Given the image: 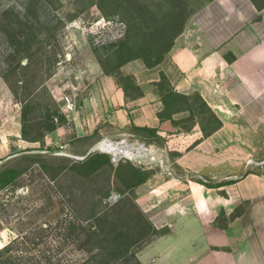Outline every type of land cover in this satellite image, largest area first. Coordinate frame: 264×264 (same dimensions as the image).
Listing matches in <instances>:
<instances>
[{
  "label": "rangeland",
  "instance_id": "374dc122",
  "mask_svg": "<svg viewBox=\"0 0 264 264\" xmlns=\"http://www.w3.org/2000/svg\"><path fill=\"white\" fill-rule=\"evenodd\" d=\"M214 6L215 0H0V133L22 131L23 106L32 139L43 138L50 114L65 115L61 126L72 127L73 114L86 109L85 99L104 75L125 86L131 97L142 94L140 84L151 78L160 79V91L171 90L176 69L169 53L176 38L191 19ZM195 97L171 95L165 112L199 104ZM199 110L210 119L208 111ZM105 137L132 143L135 155L111 160L89 175L68 167L91 151L111 157L96 147ZM164 143L152 134H69L41 151L3 156L0 168L16 167L23 174L18 185L0 189V247L37 226L72 219L87 223L96 214L105 230L92 240L94 252L106 247L108 264H156L157 257L144 250L169 231L167 225L154 224L161 199L169 198L153 191L155 176L176 171ZM137 172L148 183H138ZM113 194L118 195L115 201ZM46 237L54 241L50 232ZM64 246L65 259L107 264L105 253L87 251L85 237Z\"/></svg>",
  "mask_w": 264,
  "mask_h": 264
},
{
  "label": "crops",
  "instance_id": "0c3cea01",
  "mask_svg": "<svg viewBox=\"0 0 264 264\" xmlns=\"http://www.w3.org/2000/svg\"><path fill=\"white\" fill-rule=\"evenodd\" d=\"M249 1L215 0L191 19L169 53L171 90L160 91V79L151 78L131 97L104 75L72 127L60 125L44 138L48 148L69 134L156 131L176 170L155 176L153 191L169 198L154 220L169 231L144 250L156 264H264V0ZM177 94L200 96L215 118L203 117L195 102L167 114L168 98ZM12 146L40 143L23 139L20 128L0 133V158Z\"/></svg>",
  "mask_w": 264,
  "mask_h": 264
},
{
  "label": "trees",
  "instance_id": "16d2710c",
  "mask_svg": "<svg viewBox=\"0 0 264 264\" xmlns=\"http://www.w3.org/2000/svg\"><path fill=\"white\" fill-rule=\"evenodd\" d=\"M23 25L28 28V25L25 23ZM181 31H179L177 35ZM171 44L169 47H171ZM176 96L185 97L186 95L177 94ZM195 99L199 101V104L196 105L197 111H200L199 108L201 106L206 111H208L210 114L209 118L211 120L215 118L211 108L200 96H196ZM55 119H57V121ZM66 121L67 118L63 114H50L49 122L46 126L45 132L43 133V138L32 139L29 137V132L27 129L28 108L27 106H23L21 131L22 138L29 141H39L41 142V145L39 148L35 149H20L18 147L14 148L12 146V153L10 155L32 150H43V147L45 146V135L56 130L58 126L65 124ZM220 124L221 122L218 120L216 127H218ZM148 131L151 132V134H156L155 130L149 129ZM111 164L112 161L110 155L91 151L87 156H85V158H83V160L73 162L68 167L80 174L89 175L105 166H110ZM133 169L137 170L135 167H133ZM22 174L23 172L16 167L0 168V189L18 185ZM137 176H139L137 181L138 183L147 181V177L141 176L139 172H137ZM103 227L104 226L101 219L96 214H94L91 220H89L87 223H81L78 220L72 219L65 225L52 226L47 224L46 226H37L33 228L34 230L29 234L19 235L13 238L7 244L0 247V264H87V260L78 261L73 258L65 259L61 254L64 250V245L69 243H78L82 237H85L90 241V246L87 248V251L96 255L105 253L103 256H105V261L108 264L110 262V258L108 254L106 257L107 248H98V252H94V248L96 246L92 243V240L95 238V236L99 235L105 230ZM47 232H50V236L54 239L53 242L50 241L48 237H46ZM101 250L102 252H99Z\"/></svg>",
  "mask_w": 264,
  "mask_h": 264
},
{
  "label": "built area",
  "instance_id": "2783aa9c",
  "mask_svg": "<svg viewBox=\"0 0 264 264\" xmlns=\"http://www.w3.org/2000/svg\"><path fill=\"white\" fill-rule=\"evenodd\" d=\"M69 107H72V105H70ZM109 141H113V142H124V143H126V144H128L129 145V148L132 150V151H134V148H133V144L132 143H129V142H127L125 139H122V140H120V141H114V140H112V139H110V138H108V137H105V138H103L98 144H97V148L98 149H100L101 151H103V152H110L111 154H112V156H111V160L114 162V163H117V162H119L123 157H133L134 155H135V152H134V154H133V156H129V155H123V154H115V153H113V152H111V151H109V150H107V149H104V148H102L101 147V145L103 144V143H106V142H109ZM141 146H143V145H141ZM61 147H65V146H61ZM250 162L252 161L251 159L249 160ZM117 198H118V195L117 194H113L112 196H111V199H113V201H115V200H117Z\"/></svg>",
  "mask_w": 264,
  "mask_h": 264
},
{
  "label": "bare ground",
  "instance_id": "6f19581e",
  "mask_svg": "<svg viewBox=\"0 0 264 264\" xmlns=\"http://www.w3.org/2000/svg\"><path fill=\"white\" fill-rule=\"evenodd\" d=\"M101 147L109 151H112V152H117L118 154H123V155L125 154L129 156H133L134 154V151H132L129 148V145L124 142L122 143V142L109 141V142L103 143Z\"/></svg>",
  "mask_w": 264,
  "mask_h": 264
}]
</instances>
